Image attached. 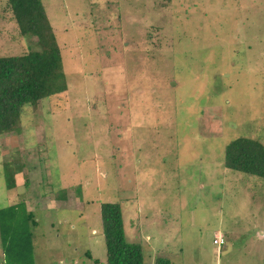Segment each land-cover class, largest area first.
<instances>
[{
  "label": "rangeland",
  "instance_id": "1",
  "mask_svg": "<svg viewBox=\"0 0 264 264\" xmlns=\"http://www.w3.org/2000/svg\"><path fill=\"white\" fill-rule=\"evenodd\" d=\"M40 1L66 88L0 133V207L25 196L33 264H105L102 201L143 264H264V178L222 166L235 137L264 146V0ZM34 41L0 0V56Z\"/></svg>",
  "mask_w": 264,
  "mask_h": 264
},
{
  "label": "trees",
  "instance_id": "2",
  "mask_svg": "<svg viewBox=\"0 0 264 264\" xmlns=\"http://www.w3.org/2000/svg\"><path fill=\"white\" fill-rule=\"evenodd\" d=\"M9 11L22 36H33L37 49L17 55L0 56V133H19L20 114L25 106L35 107L42 98L66 88L59 47L40 0H6ZM222 166L264 178V146L255 138L238 136L224 145ZM2 165L6 188L14 186V174ZM43 195V194H42ZM63 195H57L56 197ZM0 207V264H33V229L37 225L33 210L24 196ZM105 264H143L139 242L124 238L122 216L117 202H99ZM84 255L94 264L99 260ZM154 264H170L168 257H157Z\"/></svg>",
  "mask_w": 264,
  "mask_h": 264
},
{
  "label": "built area",
  "instance_id": "3",
  "mask_svg": "<svg viewBox=\"0 0 264 264\" xmlns=\"http://www.w3.org/2000/svg\"><path fill=\"white\" fill-rule=\"evenodd\" d=\"M222 236H221V234H217V235H214V238H213V243L214 244H217V245H219V244H221L222 243Z\"/></svg>",
  "mask_w": 264,
  "mask_h": 264
},
{
  "label": "crops",
  "instance_id": "4",
  "mask_svg": "<svg viewBox=\"0 0 264 264\" xmlns=\"http://www.w3.org/2000/svg\"><path fill=\"white\" fill-rule=\"evenodd\" d=\"M24 198H25V196H24ZM14 201H15V199H13ZM25 200V202H26V205H27V207H28V202L26 201V198L24 199ZM16 202V201H15ZM57 202H58V204H60L61 203V201H58L57 200ZM12 203H14V202H12ZM12 203H10V204H12ZM8 205V204H7ZM5 206V205H4ZM29 208V207H28ZM137 212V211H136ZM159 256V255H158ZM158 256H156V257H158Z\"/></svg>",
  "mask_w": 264,
  "mask_h": 264
}]
</instances>
